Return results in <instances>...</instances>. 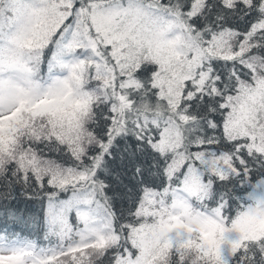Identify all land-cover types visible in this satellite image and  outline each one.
Masks as SVG:
<instances>
[{
  "label": "snow or ice",
  "instance_id": "1",
  "mask_svg": "<svg viewBox=\"0 0 264 264\" xmlns=\"http://www.w3.org/2000/svg\"><path fill=\"white\" fill-rule=\"evenodd\" d=\"M0 264H264V0H0Z\"/></svg>",
  "mask_w": 264,
  "mask_h": 264
}]
</instances>
